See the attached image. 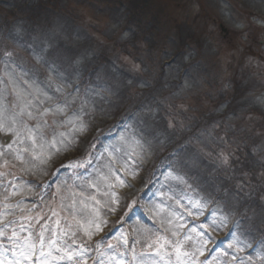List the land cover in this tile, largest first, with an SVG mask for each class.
Instances as JSON below:
<instances>
[{
  "label": "rangeland",
  "instance_id": "1",
  "mask_svg": "<svg viewBox=\"0 0 264 264\" xmlns=\"http://www.w3.org/2000/svg\"><path fill=\"white\" fill-rule=\"evenodd\" d=\"M53 1L68 8L72 37L37 44L21 39L33 35L20 20L31 0H0V111L7 120L27 105L35 117L17 116L18 136L0 131V226L33 237L47 227L45 242L70 229L57 243L84 244L87 264H138L143 252L159 264H264V240L246 238L249 227L170 147L195 127L192 152L205 163L240 170L247 188L256 165L264 182V0ZM158 236L179 242V261L171 245L163 256L146 247ZM4 247L0 260H11Z\"/></svg>",
  "mask_w": 264,
  "mask_h": 264
},
{
  "label": "trees",
  "instance_id": "2",
  "mask_svg": "<svg viewBox=\"0 0 264 264\" xmlns=\"http://www.w3.org/2000/svg\"><path fill=\"white\" fill-rule=\"evenodd\" d=\"M64 0L60 2L63 3ZM25 10V16L21 17L20 20H28L24 23H29L32 25L33 35H25L23 34L21 39H32L35 38V42H43L47 41L50 44L57 39L61 40L62 38H71L72 34H69V30L64 33L65 28L68 26H74V20L71 19V15L67 13L68 8L66 9L61 3L54 2L53 0H31L29 7H23ZM70 21V22H69ZM64 23V28H62V33L59 34L56 30H50L45 27H54L52 24L54 23ZM70 24H69V23ZM23 23V24H24ZM6 28H9L8 24L4 25ZM3 26V27H4ZM45 28L46 32H40L36 29ZM60 30L57 26L54 27ZM39 32V34H38ZM137 32V31H135ZM35 34V35H34ZM19 44H22V47H30V43L26 41H19ZM38 44V43H37ZM66 47V46H65ZM64 49L61 47L59 48V53L64 54ZM90 52V51H89ZM123 84V80L121 83ZM126 92H124L125 94ZM124 98L121 95V99ZM109 117H120L123 115L115 116L113 113L109 112ZM160 115H158L159 118ZM159 127H165V123L159 119H157ZM195 128V127H194ZM184 131L180 137L176 138L172 144H170L171 148L175 149L177 153L181 152L182 150L185 152L184 155L180 156L183 157L188 166L191 165V177L194 182L199 186L200 189L205 191L206 196L210 197L211 199L215 198L216 201L221 202L227 209L231 210L236 216L241 220V222L248 226L247 230H243L244 236L246 238L251 239L255 237L253 242L264 240L261 235H264V182L260 179L258 175V171H256V165L250 166L248 165V169L245 171H252L250 174V179L252 182V188H247V184L245 179L243 180L241 175L244 173L238 169L228 170L226 168H220L216 162L205 163V157L202 156L199 152H192V149L195 150V146L191 144L194 140V132L192 133ZM161 128H159L160 130ZM159 132V131H158ZM147 134H152L150 131ZM154 137V136H153ZM155 144L159 145V140L154 141ZM188 144L187 147H185ZM156 146L160 148L159 146ZM176 145V146H175ZM190 149H187L188 147ZM178 146V147H177ZM195 154L198 158L197 160L193 159V155ZM186 155V156H185ZM175 158V154H170L167 156L166 163L170 162L172 159ZM161 160L160 156L154 157L153 164H157ZM181 165H184V161L181 160ZM192 165L197 169L194 172V168ZM255 166V167H254ZM197 173V175H195ZM241 182V183H240ZM262 187H261V186ZM263 197V198H262ZM245 211L244 215L242 214Z\"/></svg>",
  "mask_w": 264,
  "mask_h": 264
},
{
  "label": "snow or ice",
  "instance_id": "3",
  "mask_svg": "<svg viewBox=\"0 0 264 264\" xmlns=\"http://www.w3.org/2000/svg\"><path fill=\"white\" fill-rule=\"evenodd\" d=\"M26 108L27 105L24 109H21L19 113L8 117L7 120H5L3 112L0 111V131L11 132L18 136L19 132L14 127V125L17 123V116L22 118L27 115L29 118L35 119L32 112L26 111ZM48 111L50 110L45 109V113ZM41 115H43V113ZM39 127V125L36 126L37 131L39 130ZM26 138L31 140L34 147L37 146L36 131L28 129ZM15 143L16 141L13 140L11 144L7 145V147L12 148L13 144ZM54 143L55 141H53V144ZM61 143H64V141L61 140ZM40 147H43V145H40ZM24 151L27 152L28 149L26 148ZM0 155H3V153L0 152ZM17 159H20L19 154H17ZM7 163L8 161H5V164ZM92 187H95V185H92ZM86 208L87 206L85 205L84 208L78 209L77 211L81 216H86ZM93 211L96 210L93 209ZM53 215H55V213H53ZM73 220L77 225V231H82L84 235L88 237V239H91L92 233L89 231V228L85 226L80 220H78L75 215H73ZM13 223L14 221H7L6 223H3L2 226H0V243H2L3 240H7L11 245L10 248L4 247V252H11L14 254L11 260H0V264H49L50 260L64 261L66 264H81V262H83V264H87L86 254L88 249L84 246V244H81L77 250L71 251L69 250L71 245L68 244L67 241H63V247L57 243L58 240H63L64 236L69 235V232L71 231L70 229L64 231L63 236H55V234H53V236H50L47 239V242H45V232L48 231L47 227H43L35 237H33L31 232H28V234L25 236H21L15 228H10V225ZM58 223L59 221H57V224ZM96 227L99 230V225H96ZM9 231L11 233L10 235ZM20 231L27 230L24 229L23 225H21ZM71 235L75 236L76 232H71ZM74 242L75 241H73V243ZM123 243H128L126 237L123 239ZM166 244L171 245V247L175 250L177 260L179 261L180 251L178 241L173 243L164 236H158L156 241L153 243H148L146 247L148 249H154L157 256H163L169 254L165 247ZM108 247L112 248L114 246L109 244ZM229 247L232 246L229 245ZM45 249H47V251H45ZM53 252H57L59 255L54 257ZM0 255H2V253H0ZM132 257L133 259H136L137 257V253L135 252L134 248L132 249ZM138 264H159V262L152 258V254L150 252H143L140 254V260Z\"/></svg>",
  "mask_w": 264,
  "mask_h": 264
},
{
  "label": "flooded vegetation",
  "instance_id": "4",
  "mask_svg": "<svg viewBox=\"0 0 264 264\" xmlns=\"http://www.w3.org/2000/svg\"><path fill=\"white\" fill-rule=\"evenodd\" d=\"M220 25H221V24H220ZM220 25H219V26H220ZM226 33H227V31H226ZM261 43H264V40H263ZM260 56H261V55H260ZM260 56H259V57H260ZM261 58H262V56H261Z\"/></svg>",
  "mask_w": 264,
  "mask_h": 264
}]
</instances>
